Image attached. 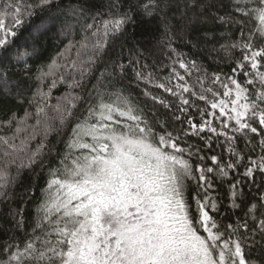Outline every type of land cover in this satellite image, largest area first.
I'll return each mask as SVG.
<instances>
[{
	"label": "snow or ice",
	"instance_id": "obj_1",
	"mask_svg": "<svg viewBox=\"0 0 264 264\" xmlns=\"http://www.w3.org/2000/svg\"><path fill=\"white\" fill-rule=\"evenodd\" d=\"M169 7L0 0V95L19 87L14 69L33 78L49 39L67 40L36 69L24 114L0 120V203L25 171L35 181L0 264H264V0H183L197 43L229 41V72L177 51L167 23L168 63L115 53L128 25Z\"/></svg>",
	"mask_w": 264,
	"mask_h": 264
},
{
	"label": "trees",
	"instance_id": "obj_2",
	"mask_svg": "<svg viewBox=\"0 0 264 264\" xmlns=\"http://www.w3.org/2000/svg\"><path fill=\"white\" fill-rule=\"evenodd\" d=\"M64 2L67 3V0H64ZM91 2L95 6V12L93 14L107 13L110 10V0H91ZM167 2L171 7L167 9L166 15L163 19L158 15L151 19H145L143 22H138L136 25H128L125 33L113 42L115 53L118 54L122 50L125 57H127L130 55V50H132L133 53L138 50L143 54L144 60L142 62L144 63L150 65L156 61H159L160 64L168 63L165 49L163 45L160 44L164 24L167 23L172 27L174 34L173 46L177 51L185 53L189 59L197 60L204 68H207L209 72L219 70L229 72V65L231 62L228 56H226L223 51H218L219 44L229 41L221 39L219 43H216L215 41L208 43L200 41L197 43V33L204 29L200 28L199 25H189L188 18L181 19L183 0H167ZM88 22L90 23L91 20ZM53 31H55V29ZM221 31H224V29H217V34ZM77 38L79 37L77 36ZM61 39L62 38L48 40L47 48L44 53L45 59L34 65L32 72L29 74L33 77L32 79L23 78V73L19 69L13 70L19 73V76L12 77L13 80H19V87L13 86L11 95H0V120L7 119L13 112L22 116L25 109L29 108L28 100L32 97V94L37 87H39L38 82L34 78L36 69L39 67L40 63H48L49 59L54 57L56 53L63 48L64 44L67 43V40H63V43H61ZM124 84L127 85L128 80H125ZM65 91V86L61 85L58 89L53 90V96H60L61 93ZM129 91H131L133 95H137L139 89L135 84H132ZM5 134H8V129H0V135ZM66 138L67 137L65 136L64 139ZM49 141L51 144H56L57 136L55 133L49 136ZM189 142L196 143L197 141L193 138V140H190ZM32 146H35V142ZM57 147L62 150V145H57ZM217 151H219V149H217ZM47 171L48 169L45 168L40 177L41 186H43L48 178ZM37 172H39V168H37ZM32 175V173L25 171L14 188L8 190L11 199L8 202L0 203V243L8 241L9 236L12 235L13 221L9 212L11 208L19 206L21 202L19 197L20 194L25 191V186L29 183H35V181L31 179ZM38 191L39 189H37V192ZM34 207V204L27 205L30 216L34 214ZM17 235L20 234L18 233Z\"/></svg>",
	"mask_w": 264,
	"mask_h": 264
}]
</instances>
